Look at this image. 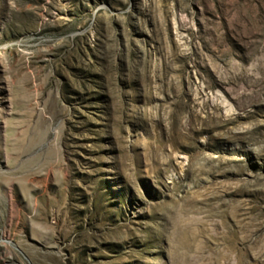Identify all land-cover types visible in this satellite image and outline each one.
Here are the masks:
<instances>
[{
    "label": "rangeland",
    "instance_id": "374dc122",
    "mask_svg": "<svg viewBox=\"0 0 264 264\" xmlns=\"http://www.w3.org/2000/svg\"><path fill=\"white\" fill-rule=\"evenodd\" d=\"M0 264H264V0H0Z\"/></svg>",
    "mask_w": 264,
    "mask_h": 264
}]
</instances>
